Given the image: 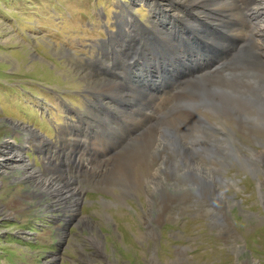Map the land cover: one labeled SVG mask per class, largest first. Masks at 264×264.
Here are the masks:
<instances>
[{
    "label": "rangeland",
    "instance_id": "obj_1",
    "mask_svg": "<svg viewBox=\"0 0 264 264\" xmlns=\"http://www.w3.org/2000/svg\"><path fill=\"white\" fill-rule=\"evenodd\" d=\"M142 1L163 4L168 11L148 15ZM257 1L0 0V142L19 149L29 165L26 171L0 170V264H264V163L253 157L249 166L242 157L264 150V63L235 67L225 57L221 71L209 74L211 65L203 78L210 86L232 80L241 88L240 79H227V73H250L261 83L262 97L253 90L248 99L218 91L208 93L215 103H205L192 82L176 83V77L175 82H162V91L150 86L154 95L149 99L131 97L134 89L118 86L116 93L104 86L121 81L115 71H126L125 61L116 63L112 50L119 34L127 42L144 32L158 34L161 18L172 29L187 14L184 25L197 16L208 23L219 20L225 33L241 35L231 42L254 53L263 48L254 56L264 59V34L259 33L264 12L253 13ZM172 2L198 10L185 14ZM130 18L136 28L129 26ZM151 44L137 56L150 54ZM197 113L207 121L197 119ZM176 127L186 131L188 140L193 132L202 134L194 139L204 142V154L195 160L221 166L223 177L233 184L222 188L224 197L237 204L232 210L206 193L197 197L193 192L188 210L182 201L163 210L164 195H150L151 187L142 180L161 164L162 156L171 159L170 172L185 156L163 149L144 164L137 146L143 149L141 143L150 138L161 143L164 130ZM210 142L234 146L233 154L212 153L205 148ZM76 159L84 163L83 170L75 166ZM179 171L163 178L190 184L193 176L176 178ZM47 180L52 181L48 187ZM75 189H82L81 198ZM151 199L156 200L152 208ZM237 245L245 250L241 256Z\"/></svg>",
    "mask_w": 264,
    "mask_h": 264
},
{
    "label": "bare ground",
    "instance_id": "obj_2",
    "mask_svg": "<svg viewBox=\"0 0 264 264\" xmlns=\"http://www.w3.org/2000/svg\"><path fill=\"white\" fill-rule=\"evenodd\" d=\"M198 1H202V0H198ZM257 2H259V5H258L259 7L255 11L253 10V13L256 14L258 11L264 12V0H258ZM259 8H261V9H259ZM224 13H226V12H224ZM188 15L189 14H187V16ZM179 16H177V17H179ZM187 16H186V18H182V19L176 18L177 23H172L173 29L168 28V26H166V23H165L166 20L161 18V23L159 25V27H161V29H160L158 34H154L153 32H144L143 33L144 35H139L135 38L133 37V39L130 40V42L123 40L125 38V34H124V37L123 36L121 37L119 34V37H117V39H118L117 43L115 44V42H114L115 46H113V49L112 48L111 49L113 50V52L115 51L116 63H122V59L125 61L126 71H120V72L115 71L113 73L114 76L116 75L117 77H119V79L121 81L120 82H117L116 80L113 82L109 81L107 84H104V86L108 90L109 89H115V91L120 89V88H118V86H121L122 88H126L130 92H132V90L134 89L132 94H130L131 97H132V95H134V98L136 100L138 97L140 98V96H143L144 98L149 99V98H153V95H154L153 93L149 92L150 86H152V85L156 86V87H158L157 89L162 91L161 89H163L162 87H165V85H163L161 83L165 82V84H166V82L168 83L170 81H174V78L176 77L175 78V81L177 80L176 83L179 82L181 84H185V83L192 82L193 88L195 87V90H197L199 92V94H201L202 99L204 97L203 101H201V100L200 101L205 102V103H215L214 102L215 99L211 98V96H209L208 93L209 94L211 93L213 95V94H216V92H218V91L221 93V95L222 94L223 95L224 94L231 95V96L241 95L245 99H248V97L253 98V97L247 95L248 92L253 90L255 92L256 96L262 97V95H261L262 90L260 87L261 83L258 81H255V78L250 73H247V74L242 73L241 74V73H237L236 71H232V72L227 71L228 73L226 75V78L229 79V78H232L233 76L238 77L240 79V82L242 83L241 88H240V86H238V88H237V85L230 82L232 80L226 81L225 84H223L221 86L218 85V86H216L217 87L216 88L215 86H210V85H212V83H204L203 78L206 75L205 73L207 72L204 70L206 68H209L211 65H214V66H212V68L209 70V72H208L209 74L214 73V72L218 73L219 71H221V69H222L221 62L223 61V59L225 57H228V58L231 57L232 58V59H230V63H232V65H234V64L236 65L237 63L246 64L247 62L251 63V64H255V63L262 64V63H264V59L261 58L258 60V58L257 57L255 58L254 55L255 54L261 55V53H259V52H261L263 50V48L261 50L259 47V50H261V51L257 50L254 53V51H252V49H250L247 45H244V44L243 45H240V44L236 45L235 43L231 42L232 41L231 38H233V37L235 38L238 36L241 37V35L238 32L233 33L232 31L231 32L229 31L228 34L225 33V31H224L225 25H224V23L221 25L222 22L219 20L216 22H213V23H208V22L204 21V19L202 17H201L202 18L201 19L199 16H197L195 18V20H193L194 22H189L188 24L184 25V23L188 22L189 18H187ZM231 16H232V14L230 15V17ZM246 16H247V14H246ZM175 17L176 16H174V18ZM196 19H199V20H196ZM228 20H231V18ZM231 21H234V20H231ZM179 22H181V24H179ZM235 24H237V21L235 22ZM258 24L260 25L261 21L258 22ZM129 26H132V27L134 26L136 28V25L134 24V19L132 22V19L130 18V25ZM210 32H211V35H210ZM125 33H127V32H125ZM259 33L264 34L263 26L259 27ZM220 36H222V38ZM219 37L221 39L225 40V43L223 45L218 42ZM246 37L244 36V38H246ZM248 41H249V39H248ZM150 43H152L151 44L152 45L151 46V53L150 54L147 52L145 53V54H148L149 57H146L145 54H144V56H142V55L137 56V53L139 51L144 53V50L147 48L145 46L150 44ZM146 50H148V49H146ZM206 60H208V61L203 63ZM114 61H115V59H114ZM199 63H203V64H199ZM217 63H218V65L216 66ZM227 63H228V61H227ZM206 65H208V66L203 67ZM232 65H231V67H232ZM195 66L198 67V71H196ZM233 70H234V68H233ZM224 76H225V74H224ZM218 77H220V76H218ZM218 83H219V81H218ZM220 84H221V82H220ZM212 87H214V88H212ZM103 89H104V87L102 88V91H103ZM116 93H117V91H116ZM119 96L123 98L124 94L119 95ZM119 96L117 95L116 97L118 98ZM209 100H211L213 102H211ZM140 103H141V100H140ZM220 104H221V102L219 104H217L216 107H218ZM220 107H221V105H220ZM237 116H238V114H237ZM198 117H200V119L202 121L203 120L207 121L206 117L203 114L199 115L197 113V119H198ZM181 118H183V117H181ZM184 119L185 118H183V120ZM183 120H179V122L184 123ZM111 126H112V124L108 126L109 133L111 132ZM183 131L184 130H180L177 127H176V129H173V130L170 128H166V130H164L162 136L160 137L161 143H157L154 141V139L152 140V138H150L145 143H141V145H143V149H140V146L139 147L137 146L138 150H136V155H137V157H139L140 161H143L142 163H144V164L149 163V159L151 157H154V159H155V158H157V156L161 155L160 153L162 152L163 149H166L167 151L170 149L173 152H177V151L182 152V153H184V156H185L184 158L179 157V159L176 162H174V167L171 170L172 172H170V163H172V161H171V159L169 160V158L166 157V155H164L165 153L163 154L164 156H162L163 158L160 162L161 164L156 169L152 170L153 172L152 171L148 172V175L146 176V178H144V179L142 178L143 179L142 183H144L147 187H151L150 195L154 196V197L158 193H162L164 195V199H163L164 202L162 203L163 210H164V208H166V209L170 208L171 209L172 206L174 207V205L178 204L180 201H182L181 202L182 204H185V203L188 204L187 201H188V199L192 198V196H191L192 192L197 197L200 194L202 197V193L203 194L206 193V196L208 194V197L211 199V201H217L219 204H222V202H224V206H227L229 210L232 207L237 206V204L231 202L230 199H232V198L224 197L225 192L222 188L231 187V186H233V184H232V182L230 183L229 180H227L226 178L223 177V175H222L223 169L221 168V166H217L215 163H212L210 165H205V164H203V162H198L195 160L197 157L195 158L194 156L204 154L203 151L201 150V147L204 145V142L194 139V138H196L195 137L196 135H199V133L193 132L192 136L194 138L191 140H188L185 136L186 131H185V133H183ZM189 131L191 132L192 130H189ZM148 135H147V137H148ZM201 135H199V136H201ZM39 137L42 138V136H39ZM25 139L27 141L28 137ZM213 139L211 137V140H213ZM186 140H188V141H186ZM209 141H210V139H209ZM7 142H8L7 140H3V142H0V155H7L8 153H10L8 157H5V156L1 157V159H0V170L12 168L13 169L12 172L14 173V172H17L18 169L22 168L23 170L25 169V171H26L28 169L29 165H28V163H26V160H24V158L22 157V154L20 153L21 151L19 149L14 151V149H16V148L11 146L10 142L8 144H7ZM41 143H43L42 139H41ZM4 144L10 146V148L6 147ZM32 145H34V143H32ZM233 147L234 146H229L228 143H224V144H221L218 146V145L212 144V142H210L205 148H208L209 150H211L212 153L213 152H219L220 150H224V151L229 152L230 154H233V150H232ZM126 150H127V148H126ZM238 153H240V152H238ZM177 154L178 153H176L174 155H177ZM251 154H252L251 156H247V155L242 156L243 159L247 163H249V166H250L251 162H253V160H249V159H253V157L254 158L257 157L261 163H264V150L256 151V152L251 150ZM187 155L193 157L194 159L191 161L188 158L190 161V162H188V159H187L188 156ZM48 159L49 158L47 156V160ZM158 159H159V157H158ZM219 162L221 164H224V165H226V163H227V162H224L222 160H219ZM253 164H254V162H253ZM76 165H77V168L79 170H83L84 163L81 160L76 159L75 166ZM85 166H86V164H85ZM252 167H254V165H252ZM249 168H251V167H249ZM34 169H33V172L29 171L28 174L32 175L34 173ZM178 169H180V171L177 173L176 178H183V177L187 178L188 176H190V177L193 176L192 182L190 184H185V185L178 184V185H176L173 182L169 181L168 179L163 178V176L166 173L170 172L168 174V177L170 179V175L174 171H177ZM19 179H23V177H21ZM46 183H48V185H47V187H48L52 184V181L47 180ZM153 183L156 186V189H152ZM81 190L75 189V191L79 195L78 197H80V198H81V193H80ZM204 197H205V195H204ZM80 198H78L77 201H74L75 204L77 202V205H76L77 207L79 204H81ZM155 201L153 199H151V201L149 203L150 208H152L154 206ZM189 208H190L189 204L184 207L185 210H188ZM75 211L76 210H74V212H72V213H75ZM228 212H230V211H228ZM216 221H217V223L215 224V226L219 224L218 223L219 219H217ZM222 231L225 234L227 233V230L225 232H224V230H222ZM234 249H237L238 255L240 254V256L244 254L243 251L245 252V250L244 249L242 250V248L238 245L235 246ZM252 263L255 264L256 262H254V260H253Z\"/></svg>",
    "mask_w": 264,
    "mask_h": 264
},
{
    "label": "crops",
    "instance_id": "obj_3",
    "mask_svg": "<svg viewBox=\"0 0 264 264\" xmlns=\"http://www.w3.org/2000/svg\"><path fill=\"white\" fill-rule=\"evenodd\" d=\"M27 215H29V214H27Z\"/></svg>",
    "mask_w": 264,
    "mask_h": 264
}]
</instances>
